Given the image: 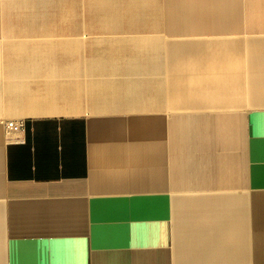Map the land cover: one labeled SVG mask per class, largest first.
<instances>
[{
  "label": "crops",
  "instance_id": "0c3cea01",
  "mask_svg": "<svg viewBox=\"0 0 264 264\" xmlns=\"http://www.w3.org/2000/svg\"><path fill=\"white\" fill-rule=\"evenodd\" d=\"M0 264H264V0H0Z\"/></svg>",
  "mask_w": 264,
  "mask_h": 264
},
{
  "label": "rangeland",
  "instance_id": "374dc122",
  "mask_svg": "<svg viewBox=\"0 0 264 264\" xmlns=\"http://www.w3.org/2000/svg\"><path fill=\"white\" fill-rule=\"evenodd\" d=\"M150 7H151V5L149 4L148 6H144L143 8L148 9ZM123 16H126V15L119 14V15L113 16L112 19L113 20L120 19L121 17L123 18ZM116 25H112V26L116 27ZM123 25H130V24L123 23ZM100 26L103 27L104 25H98L97 27L99 28ZM105 32H107V31H101V30L97 31V32L84 31V33H80V34H68V35L52 34L49 36H36V37H26V38L30 39L31 42H33V41L42 42V45H40V46L61 45L63 41H67V42L68 41H71V42L75 41L76 43L85 44V43H92V41H95V40L100 41L101 39H106V38L109 39L112 37V35L108 34V32L107 33H105ZM117 36L115 35L113 37L115 38ZM130 36H131V34L128 32L126 37H130ZM154 36L157 37L156 39H161V29L159 27V21H158V28H157L156 32L153 31V29H149V28L145 31L141 30V37L139 39H136V40H149V39H152V37H154ZM115 42H117V41H115ZM25 55H27V52H21L20 53V59L26 58Z\"/></svg>",
  "mask_w": 264,
  "mask_h": 264
},
{
  "label": "built area",
  "instance_id": "2783aa9c",
  "mask_svg": "<svg viewBox=\"0 0 264 264\" xmlns=\"http://www.w3.org/2000/svg\"><path fill=\"white\" fill-rule=\"evenodd\" d=\"M26 120L24 118L16 120V119H8L6 121V129L9 140L23 142L24 139L21 138V134L26 131Z\"/></svg>",
  "mask_w": 264,
  "mask_h": 264
}]
</instances>
